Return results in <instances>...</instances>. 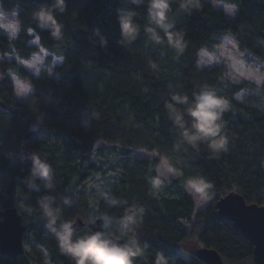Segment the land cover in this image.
Masks as SVG:
<instances>
[{
	"label": "trees",
	"instance_id": "16d2710c",
	"mask_svg": "<svg viewBox=\"0 0 264 264\" xmlns=\"http://www.w3.org/2000/svg\"><path fill=\"white\" fill-rule=\"evenodd\" d=\"M220 1L237 6L233 18L209 0H201L199 10L191 13L181 12L173 0L169 16L186 41L177 57L167 45L148 40L143 6L136 8L141 26L137 40L118 43L116 9L130 6L125 0H66V11L57 14L63 26L58 41L32 18L33 11L50 0H0L4 11L18 8L19 25L15 39L0 33V55H13L0 56V210L16 207L26 226L23 253L13 258L0 252V264H73L60 253L54 234L39 218L36 202L44 194L56 198L67 219L90 221L103 213L120 216L127 205L143 206L136 235L149 250L147 261L137 264H153L156 251L163 252L170 264H205L195 256V248L188 259L182 255L183 244L190 239L196 246L216 249L226 264H255L251 241L220 217L216 200L234 190L246 202L264 205V85L246 78L231 80L225 64L199 60L202 50L211 51L218 43L216 36L230 34L241 51L254 53L264 64V0ZM95 28L106 38L105 45L93 35ZM41 48L62 61L51 71L42 67L35 75L20 61ZM50 60L48 55L46 64ZM149 61L157 68H150ZM11 73L32 82L34 90L26 101L14 95ZM203 85L230 101V110L223 115L228 150L212 154L201 145L198 150L185 146L186 150L176 151L179 129L169 120L164 102L172 91L191 98ZM242 90L248 95L236 99ZM29 131L34 134L27 138ZM25 142L33 152L45 154L53 167L54 187L47 192L42 185L39 192H31L21 182L31 164L22 153ZM102 146L112 152L111 165L105 168L96 157ZM132 149L167 154L181 161L178 166L185 175L207 177L213 185L207 206L195 211L179 179L174 180L179 181V189L173 183L163 187L167 192L152 189L149 177L157 160L135 156ZM5 153H11V159ZM101 191L127 204L109 207ZM65 197L71 200L70 207L63 206ZM90 231L85 225L77 234Z\"/></svg>",
	"mask_w": 264,
	"mask_h": 264
},
{
	"label": "clouds",
	"instance_id": "9594fccd",
	"mask_svg": "<svg viewBox=\"0 0 264 264\" xmlns=\"http://www.w3.org/2000/svg\"><path fill=\"white\" fill-rule=\"evenodd\" d=\"M172 2L173 0H125L126 5L130 6L116 9L115 19L120 35L118 43L128 45L137 40L141 26L137 22L136 8L143 6L146 9L143 31L148 40L154 45H167L175 51L177 57L181 55L186 47L185 34L175 29V21L169 16ZM176 5L181 12L191 13L199 10L201 0H176ZM65 11L66 0H50V3L40 4L33 11L32 18L41 31H48L50 37L58 41L63 37V26L58 22L57 14H63ZM18 31L19 25L10 29L9 39H15ZM93 35L99 38L101 46L106 44V38L101 35L99 28L93 29ZM212 56L213 54H209L208 62H211ZM20 63L35 67L37 61L21 60ZM149 66L152 69L157 68V64L152 61H149ZM246 78L254 81L257 86L264 85V72L249 71ZM33 90L34 86L30 80L25 81L23 86L19 80L14 81L15 95L19 100L26 101ZM236 99H240V96ZM164 106L169 120L179 129V135L173 145L176 151L186 150L185 146L198 150L201 145H206L212 154L228 150L229 139L224 130L223 115L230 110L231 105L215 88L203 85L193 92L191 98L184 92L172 91ZM39 121L40 117L37 122ZM35 129L36 125H33L32 130ZM4 155L11 159V153ZM151 156L157 160L154 175L149 177L152 189L159 191L173 180L179 179L184 192L191 197L196 208L207 206L213 187L207 177L201 174L185 175L182 167L178 166L181 161H174L167 154L153 151ZM27 159L31 162L29 173L21 178V182L31 192H39L41 185L46 192L51 190L54 187V173L46 155L34 151ZM100 195L109 207L127 204L110 192L101 191ZM36 203L44 227L54 234L60 253L70 258L73 264H137V260L147 261L149 245L147 242L142 243L136 235V229L143 221V206L127 205L120 216L103 213L99 216L102 230L77 234L76 221L64 217L63 207L53 195H41ZM62 204L70 207L71 200L65 197ZM115 235L124 239H116ZM44 254L46 257L47 253ZM153 264H170V261L163 252L156 251L153 254Z\"/></svg>",
	"mask_w": 264,
	"mask_h": 264
},
{
	"label": "water",
	"instance_id": "95a60500",
	"mask_svg": "<svg viewBox=\"0 0 264 264\" xmlns=\"http://www.w3.org/2000/svg\"><path fill=\"white\" fill-rule=\"evenodd\" d=\"M33 134L34 131H29L25 137L28 138ZM32 152V149L25 142L22 145L24 159L27 160ZM216 208L221 218L231 221L233 228L251 241L255 264H264V205L248 203L240 193L231 190L217 198ZM0 217H2L0 220V252L16 258L24 251L23 233L26 226L14 206L0 210ZM74 220L77 231L85 225L92 231L102 230L99 217L90 221H84L81 217H76ZM114 238L121 239L116 236ZM194 253L205 264H226L220 253L213 247L200 245Z\"/></svg>",
	"mask_w": 264,
	"mask_h": 264
},
{
	"label": "rangeland",
	"instance_id": "374dc122",
	"mask_svg": "<svg viewBox=\"0 0 264 264\" xmlns=\"http://www.w3.org/2000/svg\"><path fill=\"white\" fill-rule=\"evenodd\" d=\"M215 8H223L225 15L229 18H233L237 12V6L235 4L226 3L220 0H209ZM229 10H231V14H229ZM17 14H18V8H14L10 11H4L0 8V33H6L8 35V31L18 25L17 22ZM216 39L218 40V43L214 46L213 50H202L200 53V64H213V63H223L227 67V77H229L231 80H239L242 78H246V73L249 71H259L264 72V64L262 63L261 66L252 67L249 64L248 54L241 51L238 48V44L233 36L230 34L222 35V36H216ZM32 42H37V37H35ZM220 49V51H217V49ZM43 49V48H41ZM209 54H213L211 62H208L209 60ZM51 56V60L49 64H46V57ZM6 58H11L13 55L6 53L4 55ZM22 60H29V61H37L35 64V67H28L25 66L29 71L33 72L35 75L39 74L42 67L46 66L50 71L53 69V66L55 64H58L62 61V57L51 54L48 50L43 49V52L41 53V50L39 52L33 53L29 58L22 59ZM11 78L14 83V81L19 80L21 83V86H23V83L27 80L22 79L18 77L16 74L11 73ZM247 79V78H246ZM250 80V79H249ZM252 81V80H251ZM249 91L242 90L238 93L240 98L245 97L248 95ZM15 95V91H14ZM237 95V96H238ZM16 96V95H15ZM100 143V142H98ZM116 145V144H115ZM119 147V146H118ZM99 153H97L96 157L98 158V163L102 167H107L108 165H111V150L108 147L102 146L99 149ZM124 149H121V151ZM131 154L139 157H151V153L147 152L143 149H132L130 151ZM116 155V154H115ZM117 156V155H116ZM94 156V158L96 159ZM179 189L180 183L179 181L174 182V180L171 182ZM162 191H166V189L162 188ZM160 190V191H161ZM211 195V194H210ZM200 209V208H199ZM198 210V208L195 207V211ZM198 246H196L194 239H190L187 242L183 244L184 251L182 252V255L185 259L189 258V252L193 251L194 248L196 249Z\"/></svg>",
	"mask_w": 264,
	"mask_h": 264
},
{
	"label": "built area",
	"instance_id": "2783aa9c",
	"mask_svg": "<svg viewBox=\"0 0 264 264\" xmlns=\"http://www.w3.org/2000/svg\"><path fill=\"white\" fill-rule=\"evenodd\" d=\"M248 59H249V64L252 67L258 68L263 63L262 59L260 57H258L257 55H255L254 53H251V52L248 53Z\"/></svg>",
	"mask_w": 264,
	"mask_h": 264
}]
</instances>
